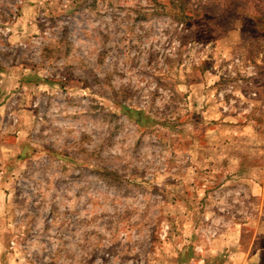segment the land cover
Returning <instances> with one entry per match:
<instances>
[{
	"label": "rangeland",
	"instance_id": "374dc122",
	"mask_svg": "<svg viewBox=\"0 0 264 264\" xmlns=\"http://www.w3.org/2000/svg\"><path fill=\"white\" fill-rule=\"evenodd\" d=\"M0 264H264V0H0Z\"/></svg>",
	"mask_w": 264,
	"mask_h": 264
},
{
	"label": "built area",
	"instance_id": "2783aa9c",
	"mask_svg": "<svg viewBox=\"0 0 264 264\" xmlns=\"http://www.w3.org/2000/svg\"><path fill=\"white\" fill-rule=\"evenodd\" d=\"M239 59H237V61H238Z\"/></svg>",
	"mask_w": 264,
	"mask_h": 264
}]
</instances>
